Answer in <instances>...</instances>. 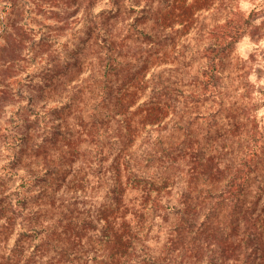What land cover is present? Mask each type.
<instances>
[{
	"label": "trees",
	"instance_id": "trees-1",
	"mask_svg": "<svg viewBox=\"0 0 264 264\" xmlns=\"http://www.w3.org/2000/svg\"><path fill=\"white\" fill-rule=\"evenodd\" d=\"M21 1L0 0V35ZM211 1L107 0L63 51L44 33L33 48L26 29L0 45V264H264L259 203L241 204L257 163L247 154L224 181L187 117L202 95L225 103L220 73L253 12L209 34L193 89L156 69L189 48ZM24 49L37 65L17 67ZM157 219L172 220L159 247Z\"/></svg>",
	"mask_w": 264,
	"mask_h": 264
},
{
	"label": "rangeland",
	"instance_id": "rangeland-1",
	"mask_svg": "<svg viewBox=\"0 0 264 264\" xmlns=\"http://www.w3.org/2000/svg\"><path fill=\"white\" fill-rule=\"evenodd\" d=\"M106 3L107 0H23L16 15L18 22L0 35V45L8 42L9 34L26 29L33 40L37 41L33 48H39V37L44 33L48 37V43H52L50 51H63V45L73 40L78 33L84 11H97ZM211 4L202 15L205 24L200 25L201 29L195 30L202 35L192 34L189 48L180 53L172 52L168 63L157 65L155 68L157 73L161 72L163 79L169 78L171 82H175L180 92L193 89L194 77L204 61L203 48L210 43L209 34L226 21L228 14L238 9L247 14L253 12L251 24L226 56L225 69L220 73V89L223 90L225 103L220 104V96L202 95L197 97L198 105L192 106L195 109L187 114V117L193 118L194 135L200 136L209 145L208 152L218 151L220 167L225 175L224 181L231 173L242 175V163L247 154L249 159L253 157V161L257 163L256 168L248 174L245 191H242L241 196V204H244V207L254 206L255 201L259 203L256 212L248 216L252 220L260 213L261 217H264V0H234V7H227L226 0H212ZM45 54H48V51ZM15 62L19 69L21 64L26 62H30L31 66L38 63L32 61L28 49L19 53ZM34 70H38L37 67ZM23 73L25 77V71ZM246 78L253 105V109L248 112L244 108L248 101L244 87ZM167 126L163 135L173 130L174 123L171 119ZM257 148L260 152L258 155ZM226 214L227 211L224 210L223 215ZM174 218L175 216L172 220ZM172 220L163 222L162 219H157L149 240L152 246L159 247L164 242L165 230L161 233L159 230L168 227Z\"/></svg>",
	"mask_w": 264,
	"mask_h": 264
}]
</instances>
